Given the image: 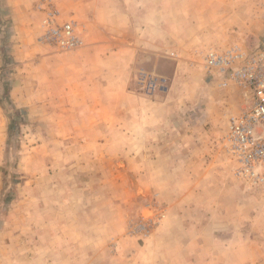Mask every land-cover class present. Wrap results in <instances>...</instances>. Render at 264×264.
Wrapping results in <instances>:
<instances>
[{
    "label": "crops",
    "instance_id": "obj_1",
    "mask_svg": "<svg viewBox=\"0 0 264 264\" xmlns=\"http://www.w3.org/2000/svg\"><path fill=\"white\" fill-rule=\"evenodd\" d=\"M52 1L88 30L83 48L49 54L40 64L54 72L60 107L49 118L60 130L40 134L41 143L28 135L22 157L28 200L43 204L44 234L56 236L59 260L42 263L97 264L104 246L94 242L119 232L126 212L140 213L158 191L173 204L169 218L149 244L134 246L131 264H264V190L233 177L215 132L186 127V100L147 98L133 85L147 55L157 57L173 44L222 46L220 27L264 23V0ZM35 2L0 0V29L9 26L16 42L34 29ZM16 84L11 98L22 103L18 95L27 82ZM49 104L25 105L40 121ZM0 131L2 140L5 125Z\"/></svg>",
    "mask_w": 264,
    "mask_h": 264
},
{
    "label": "rangeland",
    "instance_id": "obj_2",
    "mask_svg": "<svg viewBox=\"0 0 264 264\" xmlns=\"http://www.w3.org/2000/svg\"><path fill=\"white\" fill-rule=\"evenodd\" d=\"M45 2L53 4L60 11L63 21L76 22L83 40L82 48L85 45L83 36L88 30L84 27L83 20L75 13L64 10L52 0H36L34 5L36 15L33 18L36 27L34 26L32 31L29 30L23 38L19 37L21 40L18 38V42L13 39L12 33L10 34L9 26H4L5 23L2 24V30L0 29L4 34L1 37V46L5 50L3 64L0 67V103L2 105L0 111L5 122L0 124V128L1 125H5L4 135H6L4 139H0L2 155L0 161V264H43L45 259H49L50 262L59 260L58 253L54 249L56 243L54 230H52L53 235L44 234L43 231L45 217L41 212L44 208L43 204L37 199L29 201L27 188H23L25 177L29 174L24 171L25 166L22 164V157L27 151V144L29 145L27 136L32 133L33 137L37 138L34 141L41 143L40 140L43 139H39L40 134L49 138L59 128L58 123L49 120L60 111V107L55 106L54 72L47 67L46 70L41 69L40 64L44 56L49 54L74 52L62 51L41 41L45 14L37 7ZM236 16H239V13ZM240 26L219 28L222 30L221 37L224 42L222 46L209 42L202 46L190 45V47L173 44L171 49L163 51L157 57L147 55L138 64L139 70L136 71L133 79L135 91L144 97L165 96L174 98L176 101L186 100L188 103L184 106L183 113L186 127L193 131L192 133L199 130L201 132L202 129L209 133H216L221 156L232 167L233 177H236L235 164L228 158L224 138L228 133V117L241 111L244 92L235 84H230L226 88L220 87V81L225 80L226 77L207 74L204 58L209 49L227 50L238 46L245 51H252L263 40V22L252 26L249 24L245 28ZM140 73L166 78L167 91L148 94L143 89L145 85L139 83ZM22 80L27 82V90L19 92L18 96L24 101L13 102L11 89L17 87L16 83L21 84ZM39 82L42 86L43 83L46 84L44 92L39 91ZM249 96L250 94H246V97ZM43 100L51 103V106L49 104L46 107V117L40 121L30 118L25 104L31 102L37 105ZM198 104L203 107L198 109ZM33 108L37 110L36 107L33 106ZM2 134L3 131H0V135ZM54 139L51 138L49 141L56 144ZM30 141L33 143L32 139ZM34 145L37 146L36 143ZM35 146L31 145V147ZM33 161L39 163L38 158ZM25 165L28 166L29 163L26 162ZM145 202L140 213L133 210L126 212L123 217V228L119 232L111 231L94 242L104 246L101 247L104 250L94 259L97 264H131L130 252L134 250V246L149 244L150 238L158 234L161 225L168 220L173 204L163 201L158 191H153L151 200L147 199ZM115 213L119 214L116 210Z\"/></svg>",
    "mask_w": 264,
    "mask_h": 264
},
{
    "label": "built area",
    "instance_id": "obj_3",
    "mask_svg": "<svg viewBox=\"0 0 264 264\" xmlns=\"http://www.w3.org/2000/svg\"><path fill=\"white\" fill-rule=\"evenodd\" d=\"M37 8L45 14L41 41L62 51L82 47L83 40L74 20L63 21L60 11L48 2L40 3ZM204 68L210 76L226 77L220 81V87L235 84L244 92L241 111L228 117L224 147L235 164V176L254 190H264V37L252 51L238 46L207 50ZM140 75L139 83L145 85L143 89L148 94L167 91L166 78Z\"/></svg>",
    "mask_w": 264,
    "mask_h": 264
}]
</instances>
